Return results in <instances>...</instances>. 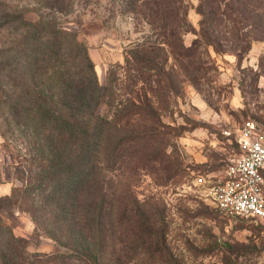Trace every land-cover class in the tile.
<instances>
[{
	"label": "rangeland",
	"instance_id": "1",
	"mask_svg": "<svg viewBox=\"0 0 264 264\" xmlns=\"http://www.w3.org/2000/svg\"><path fill=\"white\" fill-rule=\"evenodd\" d=\"M1 1L76 34L65 35L72 48L68 74L92 73L73 58L80 41L106 91L97 111L123 126L104 136L108 151L119 138L125 142L108 171L101 241L73 226L90 189L66 196L65 187L56 210L46 197L52 187L41 191L34 177L52 156L39 146L31 109L36 102L58 111L66 104L58 78L34 61L49 38L34 44L28 67L22 59L0 72V199L11 203L0 202V264L10 232L31 253L81 248L96 264H264V224L220 212L194 179L223 175L240 153L247 121L264 129V0H182L184 27L175 18L176 0H69L61 7L51 0ZM134 54L156 63L136 62ZM79 100L66 106L89 112ZM77 143L74 136L67 158L76 159Z\"/></svg>",
	"mask_w": 264,
	"mask_h": 264
},
{
	"label": "trees",
	"instance_id": "2",
	"mask_svg": "<svg viewBox=\"0 0 264 264\" xmlns=\"http://www.w3.org/2000/svg\"><path fill=\"white\" fill-rule=\"evenodd\" d=\"M176 1L178 9L175 10H178V12L175 18L180 26H187L185 5L182 0ZM66 3H69V0H51L50 4L53 7H61L65 6ZM164 4L165 7L168 6V4ZM27 9L13 6L11 2L0 0V32L13 27L10 32L5 34L6 37L5 35L0 36L3 39L0 44V72L6 70L9 66L11 68L14 62L22 59H25L28 67L30 65L28 59L30 54L33 55L34 44L37 42L43 43L45 36L49 38L46 39L42 50L34 52L33 56H37L34 61L38 69L50 71L54 77L58 78L57 81H60L62 89V99L66 104L62 110L58 111L59 109L53 106L51 102H49L51 103L49 105L36 102L31 109L34 113L35 133L42 136L39 146L52 156V158L47 159L46 166L41 168V172L36 173L34 177L36 176L38 188L41 191L44 192L48 187H52L46 197L51 200L50 204L56 210L61 206L63 207L60 201L66 199V197L61 195L65 187V192L62 194L66 196L73 192L76 194L78 189H82V191L90 189L91 200L80 202L82 216L73 223V226L74 228L78 227L79 230L89 231L91 237L96 236L102 241L105 224L104 215L107 209L105 199L107 196L106 184L109 179L108 171L119 161L118 158L120 159L122 153L118 150L121 148L120 145L125 142L124 139L120 141L119 138L117 148L114 147L113 152L112 150L108 151L110 145L105 142L104 136L114 126H117L118 129L120 128L119 130L123 126L118 121L119 119L113 122L112 119L104 117L97 111L106 91L99 86L93 71V63L82 42L76 41L73 58L76 59L77 63H80L82 71L86 68L90 72L92 70V73L83 76L80 74L69 75L67 70L68 58L71 55L72 48L68 46L65 40V35L69 33L65 30L56 29L47 19L34 17ZM181 10L183 11L182 16ZM200 12L204 16L201 19V29L199 31L202 34L205 30L204 21L208 15L204 13V9ZM69 35H72L71 38L75 40V33H70ZM4 38L10 39V45L6 44ZM13 56H16L15 61ZM133 57L136 62L146 61L150 65L156 63L153 59H145L136 54ZM77 63L76 66H79ZM51 91L54 90L51 89ZM52 94H49L51 98ZM77 97L80 99V104L87 102L90 105L89 112L73 113L70 111V107L68 108L66 105ZM80 108L84 110L83 106ZM74 136L76 137V142L78 141L77 146L80 152L76 159L72 160L66 156ZM72 170L75 173L71 185L69 181L71 180L70 173ZM26 173L30 174V169ZM29 177L31 178V176H27V183L29 182ZM24 191V196L27 197L28 188ZM11 197L14 198V194H11ZM0 202H5L7 206L11 204L7 203L6 199H0ZM14 202L17 203L16 201ZM26 202L27 200L25 199L23 204H26ZM44 203L49 204L48 202ZM218 210L224 213L220 209ZM122 220L123 218H120L119 221ZM55 235L60 239L57 233ZM2 246V264H74L71 261L73 259L84 264H96L97 261L95 255L81 248L72 253L57 252L46 256L31 253L27 251L23 238L16 236L12 232L5 238Z\"/></svg>",
	"mask_w": 264,
	"mask_h": 264
},
{
	"label": "built area",
	"instance_id": "3",
	"mask_svg": "<svg viewBox=\"0 0 264 264\" xmlns=\"http://www.w3.org/2000/svg\"><path fill=\"white\" fill-rule=\"evenodd\" d=\"M238 137L239 155L230 159L221 177L195 176L218 209L234 217L264 223V129L247 121Z\"/></svg>",
	"mask_w": 264,
	"mask_h": 264
}]
</instances>
